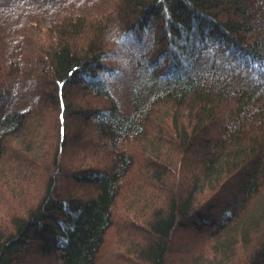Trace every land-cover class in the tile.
<instances>
[{
    "label": "trees",
    "instance_id": "obj_1",
    "mask_svg": "<svg viewBox=\"0 0 264 264\" xmlns=\"http://www.w3.org/2000/svg\"><path fill=\"white\" fill-rule=\"evenodd\" d=\"M35 1L0 0V201L8 194L18 205L11 220L0 215V264L35 257L96 264L138 142L158 159L191 152L199 171L185 183L155 169L168 205L151 211L146 235L129 240L135 263L167 264L176 230L197 224L208 243L190 264H236L243 256L242 264H264L261 1L122 0V28L110 47L102 26L71 12L58 23L34 22L51 30L49 41L15 44L5 18L19 16L18 3L43 0ZM128 49L127 107L113 80ZM20 69L33 94L21 106L5 78ZM40 170L45 188L33 202ZM210 197L218 203L198 211Z\"/></svg>",
    "mask_w": 264,
    "mask_h": 264
},
{
    "label": "rangeland",
    "instance_id": "obj_2",
    "mask_svg": "<svg viewBox=\"0 0 264 264\" xmlns=\"http://www.w3.org/2000/svg\"><path fill=\"white\" fill-rule=\"evenodd\" d=\"M260 1L264 10V0ZM35 2H38V0ZM49 2L47 4L43 0L35 5L28 3L30 6H25L22 3L16 4V8L22 10L18 14L19 16L13 15L10 20L5 18V29L6 31L9 30L8 34L5 33L7 37L9 39L13 38V40L17 39L15 44L26 45V43L32 42L33 46L36 47V45H41L43 41H49L51 30L49 31L47 25V29L42 30V27H39L34 22L37 21L40 26H44L45 22L57 21L61 17L66 18L67 14L71 12L75 17L80 14V18L83 17V21H87L89 25L102 26V28L100 27L102 29L101 36L102 39H105V47H110V44L114 45L116 43H114V40L119 36V28H122L119 25L123 22L122 16L119 13L122 7V0H50ZM55 23H58V21ZM24 52L22 59L28 60L27 58L31 54L28 50ZM125 52V62H118V66L123 71L117 78H114L113 83H115L119 94L118 97L123 99L128 107L129 97L126 92V84L133 78L134 64L131 60L132 50L128 49ZM22 73H24L23 69H20L19 73H15L16 75L14 76H8L9 73H5L7 74L5 77L7 84L14 86L12 101L19 106L27 103L29 97L33 95L32 91L29 93L28 88L30 83L28 80L26 81L22 77H20L22 79H18ZM22 76L26 78V75L23 74ZM56 114L51 112L49 115L50 132L55 131ZM155 132L157 131L153 130V133ZM167 135L173 144H177V141H175L176 133L170 130ZM131 151H133L135 163L123 182L121 193L114 207L113 225L105 235L96 264H137L130 249L131 247H129V240L132 239L133 235H137L138 233L139 235L142 233L146 235V221H148L151 211L155 208H163L168 205L169 200V193L166 189L162 188L164 187L161 178L163 174L159 179H156L153 176L155 169L156 171L165 172L166 177H169L167 179L170 181L171 179L176 180V177H179V180L185 178V183L199 171L197 156L191 152L180 153L178 150H171V155L166 156V159H158L155 156L148 155V152L144 151L143 145L140 142L132 143ZM145 157L150 158V160L147 162ZM148 168L150 170L147 171ZM46 178L45 172L40 170L36 178L37 181L30 186L33 193L31 196L33 202L37 201V196L43 193ZM136 194H140L138 198L141 199L134 198ZM205 195L207 197V194ZM216 198L218 199V197L206 199L202 205L198 206V211L204 212L210 202H212L211 205H214L216 202L218 203ZM3 199L6 200L3 202ZM152 202H155V206L149 209ZM17 207V203L7 194L0 201V215L4 213L3 218L11 220L16 214L14 210ZM194 226H197V224ZM194 226L188 224L186 228L176 230L172 238V252L168 256L167 264H190L191 259L195 256L194 252H196V249L199 250L208 243L206 235L198 234L201 233V230H197ZM243 258L244 256L236 264H242L244 260H241ZM27 264H61V262L59 259L50 257H35L34 260L29 259Z\"/></svg>",
    "mask_w": 264,
    "mask_h": 264
}]
</instances>
